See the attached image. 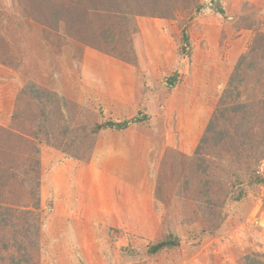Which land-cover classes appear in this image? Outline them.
Listing matches in <instances>:
<instances>
[{
	"label": "rangeland",
	"instance_id": "374dc122",
	"mask_svg": "<svg viewBox=\"0 0 264 264\" xmlns=\"http://www.w3.org/2000/svg\"><path fill=\"white\" fill-rule=\"evenodd\" d=\"M263 36L264 0H0L4 257L40 220L32 264L264 262Z\"/></svg>",
	"mask_w": 264,
	"mask_h": 264
},
{
	"label": "trees",
	"instance_id": "16d2710c",
	"mask_svg": "<svg viewBox=\"0 0 264 264\" xmlns=\"http://www.w3.org/2000/svg\"><path fill=\"white\" fill-rule=\"evenodd\" d=\"M128 17L129 16H134L130 9H128ZM152 17H156V16H152ZM156 18H161V17H156ZM136 29V27H135ZM264 38V36L262 37ZM248 55L244 54L240 57V60L237 64V68H236V74L232 75V77L230 78L228 84H227V88L225 89L222 97L220 98L219 101V106L221 108V110L218 112V114L220 113V115H224V113H231V114H238L240 113L244 108L245 105L241 104V103H237L236 99L238 98L239 95L235 94V79L237 77L238 72L243 64V61L247 60ZM126 62V61H124ZM127 63V62H126ZM128 64V63H127ZM131 64V63H130ZM28 88L26 90H23V93H30L33 92V94H37V96H39L40 91L38 92V89L35 87L36 85L32 82L29 83ZM25 89V88H24ZM43 93V92H42ZM52 95L56 96V93L53 92H49L45 97L47 101L52 102L55 105V112L54 115H59L60 116V108L64 105H62L59 102H56L55 100H53V97H51ZM66 104V103H63ZM62 105V106H61ZM61 115L63 114V111H61ZM217 115V113H216ZM219 119V118H218ZM214 120H212L208 126L207 129V133L208 135H210V133H213V127H214ZM126 126V123H114V122H109L106 125H96L93 129H92V135H98L99 132L103 129H107V128H115V129H122ZM95 136V138H96ZM96 139H94L93 142H95ZM208 137H205L202 141H201V145L207 143ZM93 145V144H92ZM199 150V147H198ZM197 150V151H198ZM73 157H75L78 160L81 161H85L87 159H81L82 155H73ZM1 174V173H0ZM256 174V173H255ZM257 179L260 180V178L257 176ZM3 207L0 206V264H4V263H8V264H32L31 262L34 260V253L33 250L31 249H35V250H40V235H41V225H42V221H37L36 223H34V225L32 226V233L30 232V229L26 230V236L28 237V240L30 239L29 245L25 244V242L19 243L16 246V251L14 253H12L9 257V259L7 260L4 257V252H11V248L12 245L9 244L8 241L11 240V238L8 235H3V232H7L8 230H10V227L14 226H18V222L16 221L17 219L19 220L18 214H9L7 212H3ZM34 210L32 209H28L27 211H23V212H27L28 215L35 216V218L37 217L36 215H32L34 214L33 212ZM12 230V229H11ZM23 233V232H22ZM16 240H18L17 237H15ZM166 243H161L157 246H155L154 250H158L164 246H166ZM31 248V249H30ZM35 253H37V251H35ZM39 253V252H38ZM258 257H262V255L259 254H254V256H248L246 257V263L245 264H264V262L262 260H260V258Z\"/></svg>",
	"mask_w": 264,
	"mask_h": 264
}]
</instances>
